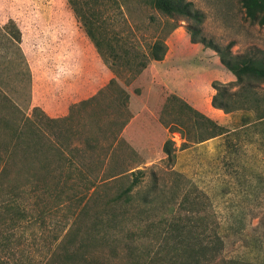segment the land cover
I'll use <instances>...</instances> for the list:
<instances>
[{
  "label": "rangeland",
  "instance_id": "1",
  "mask_svg": "<svg viewBox=\"0 0 264 264\" xmlns=\"http://www.w3.org/2000/svg\"><path fill=\"white\" fill-rule=\"evenodd\" d=\"M189 1L202 14L200 22L167 17L153 0H0V91L25 115L38 107L55 120L53 131L61 136L58 140L50 134L51 139L81 173L62 175L66 184L57 189L51 185L48 194L32 200L34 209L49 214L30 230L34 242L24 246L23 257L17 253L18 262L38 259L60 227L69 226L71 215L81 209L84 185L112 180L97 202L82 211V232L127 187L121 176L145 170L142 192L157 177L164 185L163 199L143 215L133 211L136 205L130 208L123 221L126 231L139 232L152 219L157 223L163 217H181L178 197L193 189V195L198 191L207 199L201 214L211 217L204 225H218L224 243L220 258L264 264V120L256 123V112L246 109L255 106L253 96L239 98L243 109L228 114L211 106L216 93L212 84L234 83L236 78L214 50L191 43L204 38L218 48L230 44L233 55L261 51L264 57V28L245 18L240 0ZM9 20L20 31L18 46L9 40L10 30L2 29ZM82 22L113 47L117 59L109 61L115 62L114 72L104 65ZM188 27L197 31L191 35ZM157 37L168 45L163 62L150 61L137 72L134 66ZM257 92L264 96V83ZM171 96L178 100L170 101ZM181 100L229 133L184 148L180 129L195 139L205 132L196 127L201 120L186 116ZM0 116H11L3 100ZM168 140L175 154L171 161L163 151ZM175 173L185 181L175 180ZM102 250L86 256L117 264Z\"/></svg>",
  "mask_w": 264,
  "mask_h": 264
},
{
  "label": "trees",
  "instance_id": "2",
  "mask_svg": "<svg viewBox=\"0 0 264 264\" xmlns=\"http://www.w3.org/2000/svg\"><path fill=\"white\" fill-rule=\"evenodd\" d=\"M240 3L245 18L264 28V0H240ZM153 6L170 18L184 17L200 22L202 17L189 0H153ZM82 24L104 65L114 72L115 62L113 63L112 59L116 58V55L113 47L107 39L94 35L85 22ZM7 25H10L13 31L7 28ZM2 29L10 30V33L7 32L9 40L17 46L20 44V31L12 20H9ZM187 31L192 35L197 29L188 27ZM191 43H201L214 50L221 64L236 78L234 83L212 84L216 93L211 99V106L228 114L243 109V106H238L239 98L253 96L255 106L246 109L256 112V123L264 120V109L261 110L264 96L260 97L257 92L259 84L264 83L263 53L256 51V56L233 55L230 44L218 48L204 38L199 40L192 38ZM167 52L165 38H155L149 46L148 54L141 55V60L134 66L136 71L142 72L150 61H162ZM21 57L23 58L22 54ZM253 82H256V85ZM232 85L237 86V90L231 91ZM1 94L0 91V101L9 103L11 116H0V264H24L21 260L18 262L16 255L20 253L22 257L24 256V246L34 242L30 230L49 214L37 209L38 207L34 209L35 203L31 204L32 200H36L40 194H48L51 185L57 186V189L61 184H66L67 180H61L62 175L79 171L51 139L50 134L57 135L58 140L61 136L60 131H53L57 127L53 118L38 107H33L32 115L27 116L16 103ZM176 100H178L176 97H170V101ZM181 104L191 116L185 114L189 119L194 117L203 122V124L197 122L196 127L204 128L205 132L195 139L190 135L192 132L180 129L184 148L229 133L226 128L182 100ZM36 112H41V116L34 115ZM42 123H45L44 129ZM172 145V141L168 140L163 146V151L170 161L175 155ZM19 153L22 155L21 161L17 160ZM174 175L175 180L185 179L179 173ZM145 177V170H136L121 176L119 180L128 182L127 187L117 193L113 200L105 203L103 210L97 216L94 214L89 228L82 232L78 226L82 211L85 212L91 201L97 202L100 190L108 187L112 180L98 185H84L86 192L79 199L81 209L71 215L72 221L69 226L60 227L58 234L47 246V251L40 253L38 259L33 257L25 262L106 264L103 256H86V253L98 249L101 252L105 248L107 253L115 258L117 264H251L241 260L220 258L224 243L218 225L217 223H213L211 227L204 225L211 217L208 214L207 216L201 214V208L204 210L207 199L198 191L193 195V189L178 197L177 206L184 212L181 217L178 215L163 217L165 219L157 223L150 219L151 221L141 227L139 232L126 231L123 221L132 212L130 208L136 205L137 208L133 211L143 215L149 206L163 199L161 187L164 185L161 186L157 177H154L151 185L142 192ZM32 246L39 249L35 243ZM91 248L95 249L88 251Z\"/></svg>",
  "mask_w": 264,
  "mask_h": 264
},
{
  "label": "crops",
  "instance_id": "3",
  "mask_svg": "<svg viewBox=\"0 0 264 264\" xmlns=\"http://www.w3.org/2000/svg\"><path fill=\"white\" fill-rule=\"evenodd\" d=\"M156 63H161V62H163V61H160V62H157V61H155ZM228 79H232L231 77H228Z\"/></svg>",
  "mask_w": 264,
  "mask_h": 264
}]
</instances>
